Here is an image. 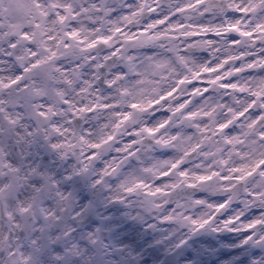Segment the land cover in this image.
Here are the masks:
<instances>
[{
  "label": "clouds",
  "instance_id": "9594fccd",
  "mask_svg": "<svg viewBox=\"0 0 264 264\" xmlns=\"http://www.w3.org/2000/svg\"><path fill=\"white\" fill-rule=\"evenodd\" d=\"M0 264H264V0H0Z\"/></svg>",
  "mask_w": 264,
  "mask_h": 264
}]
</instances>
